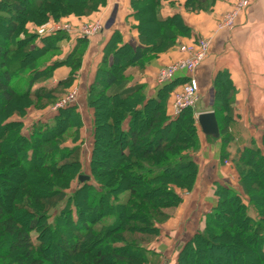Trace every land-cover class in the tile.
<instances>
[{
  "label": "trees",
  "instance_id": "1",
  "mask_svg": "<svg viewBox=\"0 0 264 264\" xmlns=\"http://www.w3.org/2000/svg\"><path fill=\"white\" fill-rule=\"evenodd\" d=\"M171 1L130 0L131 12L127 18L133 20L131 30L136 31L137 40L124 43L123 32L117 28L104 45L94 80L86 93L88 104L95 110L93 179L92 176L85 181L79 178L75 193L68 195L66 189L80 165V147L63 146V136L74 126L78 128L73 138L79 134L81 123L75 120L76 104L60 106L49 120L33 122L29 131L24 130L23 119L8 117L0 122V134H3L0 154H5L1 139L12 137L13 157L21 161L25 170L39 171L34 179L36 185L46 187L31 189L24 198V210L31 216L28 221L10 211L8 203L1 198L12 187L3 186L11 173L0 170V264H62L59 258L65 255L83 256L87 259L84 264L164 262L162 253L150 247L151 242L161 235L164 223L178 212L184 202L183 192L195 187L199 172L195 154L200 150L196 115L203 110L196 104L177 114L171 112L174 88L189 80L188 73L159 86L150 95L146 83L131 82L127 69L133 66L144 69L148 62L176 49L186 38L195 42L202 37L190 36L193 29L181 12L165 13L166 5L175 6ZM105 3L106 0H0V12L7 13L3 17L11 18L0 21L6 27V32L0 30L6 38L0 37V119L17 96L40 98L55 94L59 84H69L74 74L50 88L35 87L39 80L50 78L58 64H69L72 58L76 66L82 62L81 49L89 43V38L74 31L77 42L65 58L36 64L35 57L54 46L60 47V41L69 36L65 30L40 33L41 26L50 20L80 14V7L95 13ZM215 3L216 0H186L185 7L209 12ZM76 7L79 8L75 10ZM146 12L150 17L142 20ZM152 24L164 29V34L155 39L156 45H149ZM30 66L33 68L28 76L14 80ZM213 90L215 99L210 109L216 113L221 134L219 138L203 134L221 141V159L225 161L231 157L229 147L234 141L230 124L236 100L228 70L217 73ZM102 100L109 101L107 109L112 116L121 114L117 121H103ZM27 109L24 107L23 115ZM105 127L110 129L112 147L124 163L119 164L118 160L112 169L103 172L99 167L104 165L100 166L96 157L107 156L99 148L103 146ZM230 159L238 173V186L216 183V202L204 214L205 226L180 244L176 264H264V131L261 142L251 137ZM258 184L262 187L255 191ZM9 190L5 195L10 197ZM123 191L125 196H121ZM16 199L14 195L13 201ZM85 203L91 212L85 211ZM58 209L50 222L49 213ZM33 230L39 232L38 243L31 234ZM53 239L59 243H52ZM51 246L55 247L53 255L47 253ZM214 251H219V256ZM252 252L256 256H250Z\"/></svg>",
  "mask_w": 264,
  "mask_h": 264
},
{
  "label": "crops",
  "instance_id": "2",
  "mask_svg": "<svg viewBox=\"0 0 264 264\" xmlns=\"http://www.w3.org/2000/svg\"><path fill=\"white\" fill-rule=\"evenodd\" d=\"M235 1L216 0L212 11L197 13L199 16L180 8H171L168 5L165 7V13L172 14L177 11L182 13L193 29L191 37L204 33L211 40L210 55L195 72V77L201 85V96L207 101L203 111L211 110L213 101H209L207 96L214 94L213 81L217 73L223 70L230 72L236 89L234 118L230 124V130L234 135V141L229 147L230 158L239 147L245 146L251 137L261 142L264 131V0H250V5L239 14L233 28L219 30L217 27L219 18L232 8ZM130 12V0H106L105 5L92 16L104 19L106 27L102 33L97 34L98 36L89 39V47L83 57L80 69L82 77H79L83 81L85 94L101 61L106 35L110 36L114 29L120 28L125 43H135L137 40L136 31L131 30L133 20L127 18ZM189 39L186 38L184 41ZM160 55L148 62L144 69L136 66L127 69L131 75V82L146 83L150 95L155 94L158 88L156 77L160 69L181 56L176 49H170ZM199 135L201 148L195 156L199 172L193 191L184 199L175 218L169 222V225L176 229L184 228V221H187L186 224L198 222L201 227L203 226L204 214L216 202L214 193L217 182L234 187L238 185L236 168L224 164L221 159L220 140L207 138L200 127ZM192 197L195 200L194 208L189 207ZM189 224L187 225L190 226ZM177 232L174 230L172 233Z\"/></svg>",
  "mask_w": 264,
  "mask_h": 264
},
{
  "label": "rangeland",
  "instance_id": "3",
  "mask_svg": "<svg viewBox=\"0 0 264 264\" xmlns=\"http://www.w3.org/2000/svg\"><path fill=\"white\" fill-rule=\"evenodd\" d=\"M171 2L173 5H175L173 8H176V9L180 8L182 11H185L187 13H194L195 15H198L197 13H201V12L191 11L188 7H185L186 0H173ZM237 2H238V0L235 1L234 5L232 6V8L230 10H232L234 8V6ZM78 8L79 7H76L75 10H77ZM80 10H81L80 14H70L68 16H64V17L60 18V20H50L49 23L43 24L41 26V27H44V26L45 27L46 26L47 27H50V26H53V27L54 26L55 27H63L64 26V27H66L67 26L68 28L67 29L65 28V31L69 32V36L67 37V39L60 41V43H59L60 47L54 46L51 50L46 51L45 53H42L39 56L35 57L34 59L36 60V64H41V63H46V62L52 63L57 59L59 60V59L65 58L67 56V54L73 50V46L77 42L78 37H77V35L74 34V31L77 32L80 36V33H81L83 28L89 29L90 25L100 23L102 25L103 29L99 32H96L94 34L89 35L88 38L89 39L93 38V36H95L97 34L99 35L100 33L103 32L104 28L106 27L104 19L92 17L94 15V12L90 13L88 10L83 11L81 9V7H80ZM230 10L225 12L222 15V17L219 18L218 26H217L219 30L223 29L220 27L223 24V21L225 20L224 16H225V14H228L230 12ZM204 12H206V11H204ZM4 13L7 14L5 10L3 12L2 11L0 12V21H4V22L10 21L11 18L6 19L5 17H3ZM148 17H150L149 12H146L144 16H141L142 20H144L145 18H148ZM22 20H24V19H22ZM235 24H236V22H235ZM235 24H234V26H235ZM150 26H151V28H153V33L151 34V37L149 40V45H153V44L156 45L155 39L164 34V29H163V27H161V25L152 24ZM233 27H231V28H233ZM224 29H230V28L227 27ZM0 30L3 33L6 32L5 31L6 30L5 25H0ZM3 33L0 32V37L6 40L5 35ZM201 36L208 37L204 33H202ZM108 40H109V35H106V38H105L103 44L105 45ZM122 41L125 43V41L123 39H122ZM120 43H121V41H119V44ZM182 43H189V41L186 40ZM88 47H89V43L86 44L84 49H81L82 53H83L82 54L83 57H84L85 53L87 52ZM176 50L179 51V53H181V51L178 49V47L176 48ZM209 52H211V46H210ZM164 53H166V52H164ZM209 55H208V57H209ZM83 57H82V62H83ZM158 57L159 56H157L155 58H158ZM181 57L182 56H180L179 58H181ZM179 58H177V59H179ZM177 59H175V60H177ZM175 60H173L171 62H174ZM32 61L33 60H30V62H32ZM82 62L80 63V65L78 64V66H76L77 62L74 61V59L72 58L69 64L68 63L67 64H58V66H56V68L52 72L50 78H45V79L39 80L35 84V87L50 88L54 85L59 84V82L63 78H67L68 76L74 74L75 77H73L70 80L69 84H66V85L65 84H59L58 90H56L57 92L55 94L45 95V96H42L40 98H35V97L20 98L19 96H17L16 100L13 103H11L6 108V110L3 112V115L0 119V122L3 119L8 118V117H12V118H16V119H23V121L25 120L24 130L27 131V129H28V131H29L31 128V124L33 122H36L39 120H41L42 122H45V120H49L50 117L54 116L55 113L58 112L60 105L63 102V100L65 98H68V96L70 94H74L73 97L75 99L73 98L74 100L69 102V103L70 104H76L78 114L76 115L77 119H75V120L77 122L79 121L81 123V127L79 128V134L76 138H73L72 134H74V132L77 130L76 128H78V127L74 126V127L67 129L65 136H63V140H65L63 143V146H67L69 148L74 147V146L80 147V154H79L80 165H79L78 169L76 170V172H74L75 176L73 178V181L71 182V184L66 189L68 195L75 193V191L79 185L78 184L79 183V177L81 175H88V176H90V178L92 176V179H93L92 156H93V151H94L95 141H96L95 140V129H94L95 110L93 107H91L88 104L87 94H85L84 88L82 87L83 81H81V79H80V77H82V75L80 73ZM31 68H33V66L27 67L26 70L17 74L15 76L14 80L17 81V80H19L25 76H28ZM75 69H76V71H75ZM181 75H183V74H181ZM157 77H158V74H157ZM157 77H156V84L159 87L163 84L158 82ZM103 84H104V82L101 85H103ZM184 85H185V83L177 84L176 87L174 88V90H176V94L173 97L172 106H171V108H172L171 112L173 114L179 113L176 111L175 101L177 98L176 97L177 94L182 92ZM101 88L104 89V91L106 90L105 86H101ZM42 89H43L42 94L43 93L45 94L46 90H44V88H42ZM148 93H149V91H148ZM200 95H201V92H200ZM207 97H208L207 99L209 101L212 100L214 103V99H215L214 94H211ZM206 103H207V101L204 99V97L200 96V100L198 101L196 106L198 107V109H203L206 107L205 106ZM102 104H103L102 105L103 107L101 108V111L104 113L103 121L105 123H107L109 121L110 122L117 121L120 118L121 114L120 115L116 114V115L112 116V112H109V110L107 109V106L109 105V101L107 102L105 100L104 101L102 100ZM0 106H2L1 101H0ZM24 107H28L25 115H23ZM19 114H21V116H19ZM222 115L224 117L225 114H222ZM196 117H197V115H196ZM197 123H198V121H197ZM109 133H110V129L108 127H105V129L102 131L103 146L99 147L103 152H106L107 156L106 157L105 156L96 157L98 162H100L99 165L101 166L103 164L105 166V167L102 166L103 169L101 167H99L100 170H102L103 172L110 170V168L112 169L113 168L112 166L116 165V161L119 160L117 152L112 147L114 142L111 139V137L109 136L110 135ZM2 136H3V134H0V138H2ZM11 138L12 137H9V138L5 137L4 139H1V145H2L3 150H5V154H0V170H2L5 173H11L10 176H8L6 178V180L4 182L3 181L2 182L4 183L3 186H11L12 187V190L8 189L12 195L10 197L5 195V193H8V190H7V191H5L4 194H2L1 198L4 200V202L8 203V208L10 211L17 214L20 218L26 217L27 220L29 221L31 219V216H28L26 214V211L24 210V207H23L24 198L27 196L28 191H30L31 189H33V190H36V189L37 190L38 189L39 190H45L46 187L44 185H40V184L36 185V181L34 179L36 178L39 171L32 172V171L25 170L21 164V161L19 159L16 160L13 157V155H12L13 153L10 152V151H13V149H11ZM200 148H201V144H200ZM199 152H200V150L196 152L195 156ZM231 161H232V159L229 158L223 162H224V164L231 165ZM118 162H119V164L124 163V161L121 162L120 160ZM41 171H43V170H41ZM45 172H47V171L45 170ZM93 182H94V180H93ZM261 187H262L261 184H258L256 186L255 191H257L258 189L260 190ZM192 191L183 192L184 199L188 198L189 193H191ZM14 195L17 196V199L15 201H13ZM125 195H126V191H123L121 193V196H125ZM84 196L86 197V198L84 197L85 202L88 203L89 202L88 193H85ZM86 203L83 205V208L85 209V211L87 213L91 212L88 210ZM189 207H191V208L195 207V200H193V197H192V201L189 204ZM59 210L60 209H58L56 211H52L49 213V216L51 217L50 222H53V219L55 218V216L58 213L57 211H59ZM176 214L177 213H174L173 218H175ZM193 219L195 221V217H193ZM171 220L164 223L161 235L159 237H157L156 239H154V241L151 242L152 246H150L151 248H155V250H158L162 253V255L164 257V262L162 264H176L180 244H182V242L185 240V238H190L191 236L194 235V233L198 229H203L205 226V223H203V226L201 227L198 222H196V223L194 222L193 224L187 223L190 225V226H188L186 224L187 221H184V223H183L184 228H177L176 229V227L173 228V227H171V225H169V222H171ZM188 220L190 222V219H188ZM191 222H192V219H191ZM188 228H190V229L188 230ZM173 229L175 231H178V232L175 234L172 233L174 231ZM38 233L39 232L37 230H33L31 232L36 243H38V239H37ZM241 240H242V238H241ZM52 243L57 244L59 242L57 239H53ZM245 247H246V249H249V248H247V246H245ZM54 250H55V247L51 246V247H49L47 253L53 255ZM249 251H250V249L248 250V252ZM214 253L217 256H219V254H220L219 251H214ZM254 255L256 256L255 253H253L250 256H254ZM59 260L62 264H84L85 262H87V259H85L83 256H76V257L72 256L71 257V256L65 255V256L59 258ZM166 260H168V263L166 262Z\"/></svg>",
  "mask_w": 264,
  "mask_h": 264
},
{
  "label": "built area",
  "instance_id": "4",
  "mask_svg": "<svg viewBox=\"0 0 264 264\" xmlns=\"http://www.w3.org/2000/svg\"><path fill=\"white\" fill-rule=\"evenodd\" d=\"M250 5V0H238L234 8L230 10L228 14H225V20L220 28H231L234 26L239 14ZM64 27V26H63ZM41 27L39 32H49L53 30H65L68 27ZM102 25L96 23L90 25L88 28H83L80 36L88 37L91 34L101 31ZM211 46V40L208 37H200L197 41L189 43H180L178 49L181 51L183 56L174 62H171L163 66L158 72V82L161 84L170 82L180 73H188L189 80L185 83L184 88L181 93L177 94L175 101V108L177 112H180L183 108L187 106H195L200 99V85L198 79L195 77V71L207 57ZM74 94H70L68 98H65L60 106L66 105L73 101L75 98ZM74 98V99H73ZM198 116V113H197Z\"/></svg>",
  "mask_w": 264,
  "mask_h": 264
},
{
  "label": "water",
  "instance_id": "5",
  "mask_svg": "<svg viewBox=\"0 0 264 264\" xmlns=\"http://www.w3.org/2000/svg\"><path fill=\"white\" fill-rule=\"evenodd\" d=\"M197 121L202 129V132L207 136L214 138L220 137V127L214 110H205L198 113ZM81 181L89 180L90 176L81 175Z\"/></svg>",
  "mask_w": 264,
  "mask_h": 264
}]
</instances>
